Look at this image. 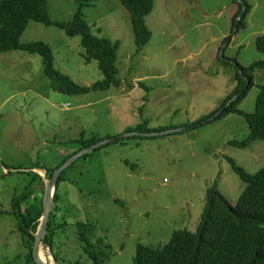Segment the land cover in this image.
Masks as SVG:
<instances>
[{"label": "rangeland", "instance_id": "374dc122", "mask_svg": "<svg viewBox=\"0 0 264 264\" xmlns=\"http://www.w3.org/2000/svg\"><path fill=\"white\" fill-rule=\"evenodd\" d=\"M242 1L252 6L246 28L224 40L239 9L234 0H155L146 19L152 38L138 51L120 1L95 0L84 9L92 35L119 42L121 85L106 91L60 92L52 87L40 54L1 52L0 210L9 211L14 189L19 194L30 181L25 168L56 166L75 150L71 141L82 136L105 141L144 123L176 132L119 139L66 170L54 245L61 262L94 264L79 239L81 221L94 224L92 240L103 238L110 245L105 264H133L140 244L163 247L174 231L197 230L206 191L215 180L222 196L237 204L244 185L226 158L255 174L264 168V141L245 149L228 145L250 134L241 114L199 120L235 96L227 99L238 85L233 57L243 65L264 58L255 42L264 36V0ZM77 8L76 0H49L56 21H71ZM19 40L49 43L56 68L82 85L103 78L96 60L86 62L82 38H70L57 26L30 22ZM255 82L239 105L245 112L256 110L263 68H257ZM45 191L34 192L43 203ZM27 255L13 216L0 214V264H25Z\"/></svg>", "mask_w": 264, "mask_h": 264}, {"label": "trees", "instance_id": "16d2710c", "mask_svg": "<svg viewBox=\"0 0 264 264\" xmlns=\"http://www.w3.org/2000/svg\"><path fill=\"white\" fill-rule=\"evenodd\" d=\"M119 1L130 15L133 35H135L138 51H140L152 38V32L146 19L153 11L155 0ZM76 2L78 8L73 19L68 22H60L51 18L49 0H0V53L20 50L40 54L43 57L45 73L52 81V87L67 94H83L91 90L106 91L112 86H120L121 80L117 76L119 68L116 64L119 42H113L108 38H96L92 35L91 27L85 19L84 9L91 6L95 0H76ZM234 2L237 3L239 9L231 18L230 36H226L224 40L236 36L240 30L246 28V17L252 11V6L245 1L244 14L240 20H237L243 5L236 0ZM30 22L43 23L46 26L54 25L64 30L70 38H82L81 43L85 51L86 62L96 60L103 78L92 85H82L70 75L56 68L54 52L49 43L43 40L21 42L19 39L22 32L26 30ZM255 42L258 50L264 54V36H259ZM233 60L237 62L235 68L238 85L227 99L238 94L237 97L234 99L231 97L229 103L221 104L216 111L199 121L201 124L210 123L229 113L243 115L249 124L250 134L244 140H233L228 142V145L245 149L254 142L264 141V84L260 86L261 90L257 96L255 111L245 112L239 107L246 94L256 85L255 73L257 68L264 69V58L254 61L250 65L239 63L235 57L231 59V61ZM245 85H247L246 89L239 93ZM164 129L167 128H150L147 123H144L135 128H128L126 132L154 133L162 132ZM101 140L98 138L85 140L82 136L71 141V144L76 147L75 150L62 156L56 166H42L38 163L25 168L27 171L22 172L30 176V181L19 194L14 189L11 209L9 211L0 210V214L13 216L15 232L28 248L25 264H38L34 262L32 256L34 234L38 232L44 214L42 197L35 195L34 192L40 187L45 191L46 182L34 170H46L47 178L52 179L55 172L70 158L82 149ZM86 156L88 155L82 158ZM226 160L230 169L244 185L237 204H230L222 196L218 190V181L215 180L206 191V204L197 230L191 232L184 228V230L174 231L169 242L163 247L140 244L137 255L133 258V264H264V168L252 174L237 165L233 159L226 158ZM65 173L66 171L63 172L57 184L54 209L45 240L60 264L67 263L58 259L54 253V245L59 228L57 216L60 203V183ZM9 174L10 172L7 173V175ZM93 231L94 224L86 221L78 223V234L84 254L94 264H105L110 256V245L105 244L103 238L92 240ZM71 264H82V262Z\"/></svg>", "mask_w": 264, "mask_h": 264}, {"label": "water", "instance_id": "95a60500", "mask_svg": "<svg viewBox=\"0 0 264 264\" xmlns=\"http://www.w3.org/2000/svg\"><path fill=\"white\" fill-rule=\"evenodd\" d=\"M237 2H239L243 5L242 12L239 15V18L237 19V20H240L244 14V11H245V3L242 0H237ZM246 87H247V85H245V87L239 93H242L246 89ZM237 95H235L231 99H234L235 97H237ZM231 99H229L227 103H229L231 101ZM195 125L196 124H193V126H195ZM185 128L186 127L179 128V130L180 129L182 130ZM172 132H176V129L175 130H168V132H154V133L130 132V133H127V134L120 136L118 138H113V139H109V140L100 141L98 143H95L89 147L82 149V151H80L78 154H76L72 158H70L62 167H60L55 172L53 178L48 183L46 182L47 179H45L47 177V171L43 170V169L35 170V173H39L38 171L45 173L46 177H44V180L46 182V191H45V197H44V214L41 218L39 230L37 233L34 234L35 241H34V246H33V251H32V256H33L34 262L38 263V264H52L50 262H44L40 256V254H41L42 245H44V247H46L47 250H50V252L52 253L50 247L46 244L45 240H46V237L48 234V226H49V222H50V217H51V214H52L53 209H54L57 184H58V181H59V179L62 176L64 171L69 169L75 162H77L83 156L88 155V154L94 152L95 150L99 149L100 147L107 145L111 142H115L119 139L132 137V136H144V137H153V136H161V135L163 136L165 134H169ZM52 255H53V253H52ZM53 257H54V255H53ZM54 260H55V264H60V262H58L55 257H54Z\"/></svg>", "mask_w": 264, "mask_h": 264}, {"label": "bare ground", "instance_id": "6f19581e", "mask_svg": "<svg viewBox=\"0 0 264 264\" xmlns=\"http://www.w3.org/2000/svg\"><path fill=\"white\" fill-rule=\"evenodd\" d=\"M40 256H41V258H42V260L44 262H50L52 264H55V260H54V257L52 255V253L50 252V250H47V248L44 247V245H42V247H41V254H40Z\"/></svg>", "mask_w": 264, "mask_h": 264}, {"label": "crops", "instance_id": "0c3cea01", "mask_svg": "<svg viewBox=\"0 0 264 264\" xmlns=\"http://www.w3.org/2000/svg\"><path fill=\"white\" fill-rule=\"evenodd\" d=\"M6 171V170H5Z\"/></svg>", "mask_w": 264, "mask_h": 264}]
</instances>
